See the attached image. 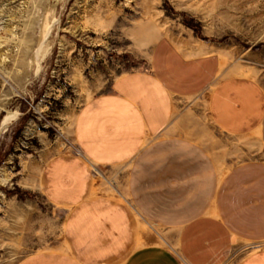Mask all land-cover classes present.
Listing matches in <instances>:
<instances>
[{
  "label": "crops",
  "instance_id": "crops-1",
  "mask_svg": "<svg viewBox=\"0 0 264 264\" xmlns=\"http://www.w3.org/2000/svg\"><path fill=\"white\" fill-rule=\"evenodd\" d=\"M221 63L195 34L164 36L86 103L77 153L35 186L66 212L63 242L19 264H264V158L233 163L235 140L264 156V88ZM203 109L232 143L203 146Z\"/></svg>",
  "mask_w": 264,
  "mask_h": 264
},
{
  "label": "rangeland",
  "instance_id": "rangeland-1",
  "mask_svg": "<svg viewBox=\"0 0 264 264\" xmlns=\"http://www.w3.org/2000/svg\"><path fill=\"white\" fill-rule=\"evenodd\" d=\"M187 34L217 48L222 71L264 88V0H0V264L61 246L66 212L35 187L44 164L77 153L86 103L145 70L164 36ZM206 116L204 147L234 141ZM233 144L234 165L264 158ZM97 181L111 188L114 178Z\"/></svg>",
  "mask_w": 264,
  "mask_h": 264
},
{
  "label": "bare ground",
  "instance_id": "bare-ground-1",
  "mask_svg": "<svg viewBox=\"0 0 264 264\" xmlns=\"http://www.w3.org/2000/svg\"><path fill=\"white\" fill-rule=\"evenodd\" d=\"M48 33H49V32H48ZM46 37H47V35H46ZM46 37H45V38H46ZM5 126H8V123H6ZM4 129H5V128H4ZM4 181H5V180H4Z\"/></svg>",
  "mask_w": 264,
  "mask_h": 264
}]
</instances>
